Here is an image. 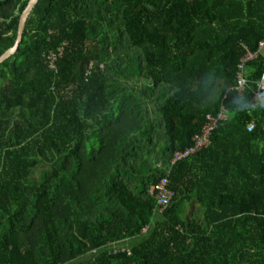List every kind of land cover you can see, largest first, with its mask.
I'll return each instance as SVG.
<instances>
[{"label": "trees", "instance_id": "trees-1", "mask_svg": "<svg viewBox=\"0 0 264 264\" xmlns=\"http://www.w3.org/2000/svg\"><path fill=\"white\" fill-rule=\"evenodd\" d=\"M262 41L264 0H38L0 65V264H264Z\"/></svg>", "mask_w": 264, "mask_h": 264}, {"label": "built area", "instance_id": "built-area-1", "mask_svg": "<svg viewBox=\"0 0 264 264\" xmlns=\"http://www.w3.org/2000/svg\"><path fill=\"white\" fill-rule=\"evenodd\" d=\"M259 50L262 51L264 50V41L260 42L259 43ZM62 53L61 50L58 51V55H53V54H50L49 56V60H50V63H54L55 59L60 56ZM257 54H252V53H248L246 55V60H251V59H255L257 57ZM243 67V65H242ZM243 73L238 76L239 79H238V84L240 87L244 86L246 81L244 80V77H243ZM255 101L258 102V103H261V104H264V73L261 75L259 81L257 82V92H256V96H255ZM222 120V119H225V115L223 113H220L218 115V117H210L208 116L206 118V122L207 124L204 126V128L202 129V133L200 136H196L195 137V140H196V143H195V146L193 148H189L187 150H185L184 152L182 153H175L174 154V158H173V161L171 162L172 164H174L175 162L177 161H180L184 158H186L187 156L191 155V154H194L196 151L206 147L208 145V138H209V135H210V132L216 127V124H217V121L219 120ZM252 125L250 126V129H252ZM168 181L166 178H162L160 180V182L157 184L156 186V189L159 191L160 193V196H159V203L161 205H163L164 207H167L172 196H173V193L172 191H170L168 189Z\"/></svg>", "mask_w": 264, "mask_h": 264}, {"label": "water", "instance_id": "water-1", "mask_svg": "<svg viewBox=\"0 0 264 264\" xmlns=\"http://www.w3.org/2000/svg\"><path fill=\"white\" fill-rule=\"evenodd\" d=\"M37 1L38 0H29L27 6L23 10V12L20 16V19H19V24H18V29H17V37H16L15 44L13 47L6 50L0 56V65L16 52L20 42L22 41V34L24 31V26H25L26 20L29 17L31 11L33 10L34 6L36 5Z\"/></svg>", "mask_w": 264, "mask_h": 264}, {"label": "rangeland", "instance_id": "rangeland-1", "mask_svg": "<svg viewBox=\"0 0 264 264\" xmlns=\"http://www.w3.org/2000/svg\"><path fill=\"white\" fill-rule=\"evenodd\" d=\"M263 51H264V50H263ZM262 54H264V52H262ZM38 174H39V171H35V172H34L35 177H37ZM135 241H136V240H132V241H130V243H133V242H135ZM127 244H128V242H127ZM123 245H124V244H123ZM123 245H122V244H118V245H116V247L122 248ZM124 246H125V245H124Z\"/></svg>", "mask_w": 264, "mask_h": 264}, {"label": "clouds", "instance_id": "clouds-1", "mask_svg": "<svg viewBox=\"0 0 264 264\" xmlns=\"http://www.w3.org/2000/svg\"><path fill=\"white\" fill-rule=\"evenodd\" d=\"M236 110H239V109H236Z\"/></svg>", "mask_w": 264, "mask_h": 264}]
</instances>
